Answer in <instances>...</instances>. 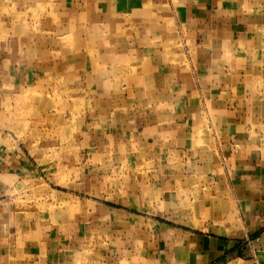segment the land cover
I'll return each mask as SVG.
<instances>
[{
    "label": "crops",
    "instance_id": "crops-1",
    "mask_svg": "<svg viewBox=\"0 0 264 264\" xmlns=\"http://www.w3.org/2000/svg\"><path fill=\"white\" fill-rule=\"evenodd\" d=\"M59 4L22 83L82 116L77 159L0 137V264H264V0Z\"/></svg>",
    "mask_w": 264,
    "mask_h": 264
},
{
    "label": "rangeland",
    "instance_id": "rangeland-1",
    "mask_svg": "<svg viewBox=\"0 0 264 264\" xmlns=\"http://www.w3.org/2000/svg\"><path fill=\"white\" fill-rule=\"evenodd\" d=\"M59 3L60 0H0V137L8 139L7 135L14 131L23 143L26 139H33L37 145L43 143L44 161L49 164L77 159L74 134L79 133L83 118L77 110L74 114L72 104L58 103L64 95L62 89L37 96L24 87L22 74L25 68H38L64 58L65 49L71 47L72 41L65 36L72 30L62 23ZM42 129L48 137L41 135ZM52 170L60 169L48 172Z\"/></svg>",
    "mask_w": 264,
    "mask_h": 264
}]
</instances>
